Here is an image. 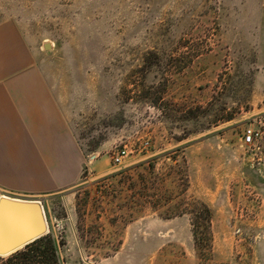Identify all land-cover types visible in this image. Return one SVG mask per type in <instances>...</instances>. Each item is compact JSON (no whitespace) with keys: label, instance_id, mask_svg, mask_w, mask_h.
<instances>
[{"label":"rangeland","instance_id":"obj_1","mask_svg":"<svg viewBox=\"0 0 264 264\" xmlns=\"http://www.w3.org/2000/svg\"><path fill=\"white\" fill-rule=\"evenodd\" d=\"M5 21L49 44L84 151L79 182L36 200L57 241L68 218L94 260L264 264V0H0Z\"/></svg>","mask_w":264,"mask_h":264},{"label":"crops","instance_id":"obj_2","mask_svg":"<svg viewBox=\"0 0 264 264\" xmlns=\"http://www.w3.org/2000/svg\"><path fill=\"white\" fill-rule=\"evenodd\" d=\"M48 47L30 43L13 21L0 24V198L37 202L71 189L82 174L84 151L66 102L40 64ZM67 219L62 264H130L122 255L94 260Z\"/></svg>","mask_w":264,"mask_h":264},{"label":"water","instance_id":"obj_3","mask_svg":"<svg viewBox=\"0 0 264 264\" xmlns=\"http://www.w3.org/2000/svg\"><path fill=\"white\" fill-rule=\"evenodd\" d=\"M49 232L45 210L38 202L0 198V256L9 255Z\"/></svg>","mask_w":264,"mask_h":264},{"label":"trees","instance_id":"obj_4","mask_svg":"<svg viewBox=\"0 0 264 264\" xmlns=\"http://www.w3.org/2000/svg\"><path fill=\"white\" fill-rule=\"evenodd\" d=\"M203 207L207 225L210 226V210L206 205ZM193 236L197 242L198 233L195 229ZM63 244L64 242L57 241L51 233H48L25 244L21 249L6 257L0 256V264H62L58 248Z\"/></svg>","mask_w":264,"mask_h":264},{"label":"built area","instance_id":"obj_5","mask_svg":"<svg viewBox=\"0 0 264 264\" xmlns=\"http://www.w3.org/2000/svg\"><path fill=\"white\" fill-rule=\"evenodd\" d=\"M260 135V132L258 129H255V128H252V127H247L243 133H242V142L243 144L245 145H251V144H254L255 142V139ZM145 144H147V142H145ZM127 155V150L126 148H121V149H117L115 152H113L111 158H112V161H113V164L114 165H121L123 163V159L124 157ZM90 157L91 156H88L87 155V159H88V162H90ZM87 165V162L86 164ZM56 224V227H60L58 222H55Z\"/></svg>","mask_w":264,"mask_h":264}]
</instances>
